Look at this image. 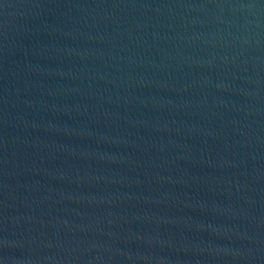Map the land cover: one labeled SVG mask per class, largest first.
I'll return each mask as SVG.
<instances>
[{
  "label": "water",
  "instance_id": "obj_1",
  "mask_svg": "<svg viewBox=\"0 0 264 264\" xmlns=\"http://www.w3.org/2000/svg\"><path fill=\"white\" fill-rule=\"evenodd\" d=\"M264 132V0H0V264H172Z\"/></svg>",
  "mask_w": 264,
  "mask_h": 264
}]
</instances>
